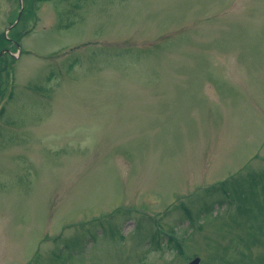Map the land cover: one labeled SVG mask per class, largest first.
<instances>
[{
    "label": "rangeland",
    "instance_id": "rangeland-1",
    "mask_svg": "<svg viewBox=\"0 0 264 264\" xmlns=\"http://www.w3.org/2000/svg\"><path fill=\"white\" fill-rule=\"evenodd\" d=\"M9 50L0 264H264V0H0Z\"/></svg>",
    "mask_w": 264,
    "mask_h": 264
},
{
    "label": "water",
    "instance_id": "water-1",
    "mask_svg": "<svg viewBox=\"0 0 264 264\" xmlns=\"http://www.w3.org/2000/svg\"><path fill=\"white\" fill-rule=\"evenodd\" d=\"M199 263H200V259L199 258H195L189 264H199Z\"/></svg>",
    "mask_w": 264,
    "mask_h": 264
}]
</instances>
